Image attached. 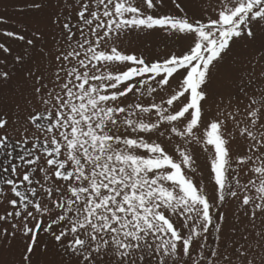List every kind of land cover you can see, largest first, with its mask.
<instances>
[{"label":"snow or ice","instance_id":"obj_1","mask_svg":"<svg viewBox=\"0 0 264 264\" xmlns=\"http://www.w3.org/2000/svg\"><path fill=\"white\" fill-rule=\"evenodd\" d=\"M171 4L175 13L158 11L165 0L26 3L47 13L27 45L44 40L41 24L50 22L60 30V47L54 79L31 68L22 74L23 103L11 101L15 112L0 92V203L12 209L0 214V224L10 225L0 227V253L13 257H0V264H41L49 242L61 257L58 264H201L193 252H204L212 227L223 230L225 217L213 209L239 191L246 193L241 204L251 205L245 214L257 229L255 221L264 217V0H217L199 18L188 15L184 0ZM0 23L7 21L0 17ZM144 30L182 36L188 47L154 60L119 47L122 37ZM3 35L25 41L14 31ZM0 51L10 47L0 43ZM15 61L23 64V55ZM11 79L0 67V85ZM166 87L167 99L141 102ZM129 94L135 102H127ZM225 94L228 107L233 95L242 94L247 103L242 111L239 100L235 105L243 126L236 113L221 112L205 129V150L213 149L214 200L193 178L189 146L201 143L196 132L205 102ZM229 119L247 145L235 160ZM21 120L23 133L14 127ZM173 136L184 143L170 154L161 138ZM234 163L250 165L255 179L233 185ZM37 173L43 182L34 179ZM252 190L255 195L247 194ZM14 240L24 247L13 250ZM211 256L207 264H264V219L254 233L218 245Z\"/></svg>","mask_w":264,"mask_h":264},{"label":"rangeland","instance_id":"obj_2","mask_svg":"<svg viewBox=\"0 0 264 264\" xmlns=\"http://www.w3.org/2000/svg\"><path fill=\"white\" fill-rule=\"evenodd\" d=\"M28 0H0V17H3L7 23H0V43H4L6 47H10L9 53H3L0 51V67H6V69L12 73V79L6 85H0V92L4 97L9 99L7 107L15 112V105L11 101H19L23 103V98L21 96V91L24 88V83L22 80V74L26 73V70L31 68L34 72L38 70L39 73H44L48 79H54L55 69L58 66L57 62L54 60V56L57 54V49L60 47L57 44V39L59 38V29L52 26L50 22L42 23L41 30L44 32V40L35 41V47L29 46L26 43V40L31 37V32L36 28L37 22L42 21L46 17V12H34L29 10L26 7ZM141 0H138V3ZM217 0H184L185 11L189 16H195L199 18L204 11H208V6L210 4L216 3ZM165 7L159 8L160 13L173 12L177 10L171 4V0H165ZM209 14H211L209 12ZM4 31H14L18 34L25 35V41H19L15 38L5 37L3 35ZM53 37H56L54 39ZM189 41L184 39L182 36L173 35L165 33L162 30H144L127 34V37H122V42L119 44V47L127 53L135 52L137 55L143 54L146 60L154 59H163L172 52L180 54L188 47ZM17 55H23L24 62L23 64L15 61ZM120 66L112 65L113 69H118ZM180 77L172 79L171 84L173 87L176 86ZM46 83L48 80L45 81ZM51 87V84H49ZM169 89L166 87L163 90H160L158 94H154V97L145 96L141 98V102L147 104L150 102H159L161 98L167 99ZM223 100V103H220V100ZM136 97L132 94H129L127 102H135ZM239 100V107L241 111L243 110L245 104L247 103L246 98L241 94L240 96L231 97L232 107H228L229 97L225 94L223 97L213 95L205 102V115L203 122L197 130L196 134L201 137V143H193L190 145V150L193 153V158L195 160L196 172L194 175V180L203 184L209 191L210 194H213V199L215 200V194L213 193V185L210 182L211 170L210 162L213 155V149L211 146L207 147L203 144V135L208 123L221 112H232L236 113L235 105ZM23 115V113H21ZM145 118H149L147 114ZM154 113L151 116V119H155ZM223 119V116L220 117ZM236 119L240 120L241 126H243L244 117L239 113H236ZM12 121L16 120V115H12ZM15 129L19 133H23V128L25 127L24 121L21 120L19 124L14 125ZM228 131L232 132L235 139L231 142V149L233 153V159L238 156V154L246 150V143L243 137H240L235 130L234 124L229 119ZM2 134V133H0ZM9 134L13 138H19L17 132L13 131L12 128L9 129ZM146 139H148V134H143ZM151 139H157V136L153 134ZM165 140V147L170 152L174 154V150L177 144L183 146V140L180 137L173 136L170 141L166 138H161ZM143 151V150H141ZM178 156V154H176ZM41 166L44 165L43 161ZM250 165L243 166L233 164L232 168V184L235 185L237 180L241 185L247 184L249 179H255V174L252 173ZM34 179H41L42 174H34ZM43 182V181H42ZM47 186V185H46ZM246 194L244 191H239L237 197H226V200L222 203H217V206L213 209V215L219 216L223 215L225 217L223 223L222 232H218L215 227H212L210 234L207 239V248L201 253L199 250L193 252V258L200 256L201 264H207L208 261L212 260L213 257L211 253L217 248L218 245L222 246L226 241L240 240L242 236L247 235L248 233H254L259 229L261 217L255 221L257 229H252L249 222V216L246 215V212L250 213L251 205L247 209L244 208L241 204L243 195ZM251 195H255V190H252ZM9 198H15L14 195L9 193ZM0 199H3L0 197ZM6 210H12L10 205L5 203H0V214H3ZM47 220V217H45ZM15 222V221H13ZM0 227H9L10 225L0 224ZM237 229L235 235L231 233V229ZM54 230L55 227H54ZM247 230V231H246ZM46 235L41 234L39 239L44 241ZM243 242V241H241ZM24 247L18 240L12 242V249L18 250L19 248ZM50 251L43 257H41V264H58V261L61 259L60 256L54 254V249H52V244L49 242ZM0 257L3 260H10L13 257L7 252L0 253ZM15 258H19L18 251ZM187 259V258H186Z\"/></svg>","mask_w":264,"mask_h":264}]
</instances>
